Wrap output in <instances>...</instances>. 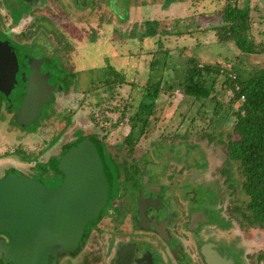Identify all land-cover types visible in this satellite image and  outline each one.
Returning <instances> with one entry per match:
<instances>
[{
  "label": "rangeland",
  "instance_id": "rangeland-1",
  "mask_svg": "<svg viewBox=\"0 0 264 264\" xmlns=\"http://www.w3.org/2000/svg\"><path fill=\"white\" fill-rule=\"evenodd\" d=\"M79 1L81 4L75 5L73 0H43L41 14L46 16L40 23L51 31L56 44L40 37L23 47L18 46L21 52L48 59L52 65L47 63L45 68H53V72L75 69L74 74L78 75L76 86L78 84L80 90L70 91L62 101L64 107L62 103L47 104L43 117L57 114V109L64 113L66 109H75L74 122L86 124L87 129L96 128L102 134L111 132L109 142L122 140L128 130V120L145 97L151 96L147 87L159 82L155 111L148 117L149 128L137 148L146 149L157 141L170 143L172 138L182 142L175 147L169 144L166 153L168 158L172 152L179 155L177 161L183 165L182 183L176 191L191 190V199L198 198L199 207L209 208L208 216L213 213L215 222L200 234L214 233L219 243L216 241L213 246L222 249L224 256L233 259L234 264H260L257 259L264 251V229L242 222L238 205L246 197L241 190L239 170L237 163L230 165L226 161V141L230 139L236 119L234 112L242 100L235 101L230 109L233 91L224 83V70L232 68L248 79L264 69V0H112V7L118 10L111 7L109 0L97 3L85 0L88 5ZM16 2L19 6L27 4L25 0ZM228 4L249 11V31L243 40L248 44L253 41L252 45L263 51H243L234 40L219 39L216 28L224 25L223 9ZM154 20L156 24L152 26ZM62 51L67 55L62 57ZM191 58L200 64L221 66L222 73L216 77L212 92L215 99H196L185 94V74ZM52 118L49 125L40 128L41 136L32 137V141L40 143L41 138H49L64 119L59 114ZM38 122L31 124L30 129H36ZM5 128L0 131V148H6ZM29 146L35 153L33 142ZM159 156L162 160V153ZM162 164L163 161L156 165L152 162L150 172L157 175L166 171ZM18 170L25 172L22 167ZM43 179L49 181V178ZM231 181L239 182L233 188ZM171 192L174 191L166 187L167 197ZM169 202L172 203L170 198ZM108 215L105 213L99 218L100 224ZM99 240L97 231L92 230L84 254L71 262L67 256L74 252L59 250L57 264L62 260V264H76L86 254L97 255L95 246L100 249ZM188 260L191 264V259ZM0 264L13 263L0 258ZM90 264L97 263L94 259Z\"/></svg>",
  "mask_w": 264,
  "mask_h": 264
},
{
  "label": "flooded vegetation",
  "instance_id": "flooded-vegetation-1",
  "mask_svg": "<svg viewBox=\"0 0 264 264\" xmlns=\"http://www.w3.org/2000/svg\"><path fill=\"white\" fill-rule=\"evenodd\" d=\"M25 1L26 6H19L16 0H0V40L14 46L20 62L14 85L6 90L0 89V131L6 126L7 132L4 135L7 140L4 146L6 148H0V178L16 174L38 180L49 188H57L66 177L62 159L79 142L88 141L96 147L107 173L108 200L99 216L87 224L80 245L76 250L70 251L74 252L72 255L67 256L69 261L73 262L84 251L92 230H96L101 239L100 249L95 246L97 255L86 254L76 264H90L94 259L97 264H190L188 258L191 259V264H209L203 251L205 245L224 256L223 250L212 244L217 241L214 233L207 236L200 234L206 228L209 230L215 222L213 213L208 216L209 208L199 207L198 198L191 199V190L185 193L176 191L182 183L183 165L177 161L180 159L179 155L172 152L168 158L166 150L169 144L175 147L182 142L172 138L170 143L157 141L146 149L137 148L149 128L148 120V125L141 133V126L138 124L142 121L138 118L128 120V130L122 140L109 142V137L113 136L111 132L102 134L96 128L87 129L86 124L74 122L75 109H66L65 113L57 109V114L43 117L47 104L59 105L73 90H80L78 84L76 86L78 75L74 74V68L73 71L69 69L57 72L55 69L53 72V68H45L47 63L52 65L48 59L21 52L18 46L23 47L40 37L41 40H50L56 44L51 31L40 23V19L46 16L45 13L41 14L44 9L43 4L41 5L43 0ZM95 1L97 3L99 0ZM109 1L112 7L113 1ZM73 2L75 5L81 4L79 0ZM83 3L88 5L85 0ZM91 14L92 10L88 12L89 16ZM80 16L86 18L82 13ZM62 52V57L67 55L66 51ZM29 57H34L37 62L33 63L34 59L29 62ZM36 66L38 69H35ZM39 92H50L52 100L43 103L40 108L37 107L41 100L39 97L34 106L35 94ZM82 100L81 97L80 101ZM58 114L64 119L57 130L52 131L49 138H39L40 143L32 141V137L41 136L40 128L45 124L49 125V119L51 123L52 117ZM36 122V129H30L29 126ZM29 140L36 148L35 153L30 149L32 142ZM160 145L162 147L158 149ZM161 161V167L166 168V171L152 174L150 164L153 162L156 165ZM20 167L25 168V172L18 170ZM43 178H49V181ZM166 187L174 191L169 197L166 196ZM105 213L109 215L101 225L100 219ZM0 238L9 242V236L5 232H0ZM50 260L52 261V257Z\"/></svg>",
  "mask_w": 264,
  "mask_h": 264
},
{
  "label": "water",
  "instance_id": "water-1",
  "mask_svg": "<svg viewBox=\"0 0 264 264\" xmlns=\"http://www.w3.org/2000/svg\"><path fill=\"white\" fill-rule=\"evenodd\" d=\"M32 59L37 62L34 57L29 62ZM19 63L14 46L0 40V89L14 85ZM50 95L36 93L34 106L38 97V108L51 102ZM62 168L66 177L54 189L27 176L0 178V232L9 236V242L0 238V258L13 264H56L59 250L80 245L87 224L107 203L109 179L96 147L88 141L79 142L64 156ZM203 251L209 264H234L206 245Z\"/></svg>",
  "mask_w": 264,
  "mask_h": 264
},
{
  "label": "trees",
  "instance_id": "trees-1",
  "mask_svg": "<svg viewBox=\"0 0 264 264\" xmlns=\"http://www.w3.org/2000/svg\"><path fill=\"white\" fill-rule=\"evenodd\" d=\"M248 14L249 11L245 8L228 4L223 9L224 25L217 27L216 33L220 40H234L243 51L261 52L263 48L260 49L252 45L253 41L248 44L243 40L249 31ZM155 22L156 20L153 24L150 21L149 24L152 23L154 26ZM221 71V66L200 64L199 61L191 58L186 68L185 94L196 99L203 97L215 99L212 92L215 91V80L217 76L221 75ZM232 71L235 70L232 68L224 70L226 73L224 83L233 91L230 109L233 108L232 105L235 101H242L234 112L236 119L229 133L230 139L226 141L228 149L226 161L230 165L237 163L239 170L241 190L246 197L238 205L243 216L242 222L250 227L264 229V69L258 75L248 79H244L239 72L235 71L236 74H233ZM231 74L235 77H232ZM159 84V82H155L147 87L148 94L151 96L145 97V101L140 103L141 107L131 117L142 121L138 124L141 126L139 128L141 133L148 125V117L155 111L154 100L159 93ZM217 107L219 106L217 105ZM237 182L239 181L233 183L231 181L230 184L235 188ZM2 260L5 261V258L2 257ZM257 261L260 264L264 263V251L259 253Z\"/></svg>",
  "mask_w": 264,
  "mask_h": 264
}]
</instances>
